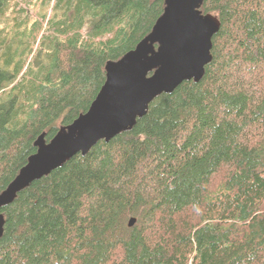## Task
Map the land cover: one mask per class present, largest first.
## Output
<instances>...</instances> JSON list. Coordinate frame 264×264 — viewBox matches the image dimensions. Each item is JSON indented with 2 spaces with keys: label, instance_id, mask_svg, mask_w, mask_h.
Listing matches in <instances>:
<instances>
[{
  "label": "trees",
  "instance_id": "1",
  "mask_svg": "<svg viewBox=\"0 0 264 264\" xmlns=\"http://www.w3.org/2000/svg\"><path fill=\"white\" fill-rule=\"evenodd\" d=\"M55 7L62 18L31 66L41 23L19 54L26 9L0 0V192L38 135L48 142L87 110L105 63L149 33L163 0ZM200 10L220 22L202 78L1 208L0 264H264V0H203Z\"/></svg>",
  "mask_w": 264,
  "mask_h": 264
},
{
  "label": "water",
  "instance_id": "2",
  "mask_svg": "<svg viewBox=\"0 0 264 264\" xmlns=\"http://www.w3.org/2000/svg\"><path fill=\"white\" fill-rule=\"evenodd\" d=\"M203 0H163L149 33L118 60L104 65V82L84 113L60 126L46 142L41 133L35 152L0 192V209L14 201L32 181L48 175L75 154L85 155L98 142L131 130L149 103L171 93L183 81L198 82L211 61L216 16L200 10ZM5 218L0 211V237ZM135 223L130 218L128 226Z\"/></svg>",
  "mask_w": 264,
  "mask_h": 264
},
{
  "label": "rangeland",
  "instance_id": "3",
  "mask_svg": "<svg viewBox=\"0 0 264 264\" xmlns=\"http://www.w3.org/2000/svg\"><path fill=\"white\" fill-rule=\"evenodd\" d=\"M56 0H11V3L17 4L18 8L26 9L25 14H23L24 18L27 21L28 26V35L26 38H24L23 43L15 42V44H20L19 54H23L27 51V48L29 46L28 42L32 40L31 34L35 33V26L37 23H41L40 31L38 32V35L34 40H32V54L28 58L27 56V62L31 64V66H35L37 58L43 59V56L46 53L47 50V42L51 34V21L56 20L58 18L61 19L63 15V7H55ZM12 12H16L15 9H12ZM15 14L9 15V25L10 28L13 27V25L16 23V21L13 19ZM24 27V26H22ZM8 31V30H7ZM84 32H82L83 34ZM8 35V41L12 37V34L7 32ZM34 39V37H33ZM24 44V46H23ZM1 57L4 58V53L0 50ZM34 55V56H33ZM33 58L31 59V57ZM31 59V60H30ZM9 88V87H8ZM6 88L5 90H7Z\"/></svg>",
  "mask_w": 264,
  "mask_h": 264
}]
</instances>
